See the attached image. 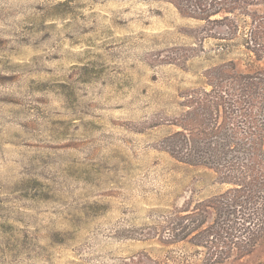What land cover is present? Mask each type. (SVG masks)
<instances>
[{
    "label": "rangeland",
    "instance_id": "rangeland-1",
    "mask_svg": "<svg viewBox=\"0 0 264 264\" xmlns=\"http://www.w3.org/2000/svg\"><path fill=\"white\" fill-rule=\"evenodd\" d=\"M215 83L218 129L191 96ZM225 128L264 132V0H0V264H200L184 217L232 185L169 149Z\"/></svg>",
    "mask_w": 264,
    "mask_h": 264
},
{
    "label": "trees",
    "instance_id": "trees-1",
    "mask_svg": "<svg viewBox=\"0 0 264 264\" xmlns=\"http://www.w3.org/2000/svg\"><path fill=\"white\" fill-rule=\"evenodd\" d=\"M242 76L237 83L238 93H242L241 96H254L255 92L258 93L261 88L258 84L261 83L259 72ZM229 95L228 85L217 83L211 90L204 89L191 94L192 102L198 103L196 109L204 111L200 113L211 120L217 129L221 127L218 123L221 107L225 113L228 108L234 112ZM202 133L206 136V146L198 145L194 149L187 146L184 149L186 153L176 154L177 151L173 149H169V152L182 161L207 165L221 174L223 183L232 185L211 200L199 202L198 207L185 215V220L190 219L196 223L193 228L189 223L182 226L183 239L206 249V256L200 264H222L233 256L242 258L251 254L258 242L264 239V132H244L245 143L236 141V134L226 128L218 133ZM214 137L219 139L214 142ZM231 150L242 151L243 161L231 159ZM209 207L214 209L216 215L213 222L207 224L208 219L204 214ZM201 211L204 213L200 220L196 213L201 215Z\"/></svg>",
    "mask_w": 264,
    "mask_h": 264
}]
</instances>
